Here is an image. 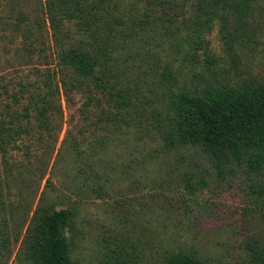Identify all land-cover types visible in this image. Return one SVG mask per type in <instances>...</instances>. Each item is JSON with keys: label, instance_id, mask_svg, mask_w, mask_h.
I'll return each mask as SVG.
<instances>
[{"label": "rangeland", "instance_id": "obj_1", "mask_svg": "<svg viewBox=\"0 0 264 264\" xmlns=\"http://www.w3.org/2000/svg\"><path fill=\"white\" fill-rule=\"evenodd\" d=\"M240 1L108 0L111 52L98 53L94 80L60 64L83 40L54 25L45 0H0V124L29 115L0 149V264H29L46 209L71 211L77 264H163L179 250L250 263V246L264 245V195L252 189L264 174L246 161L264 151L243 149L220 174L200 149L171 143L177 95L264 84V0Z\"/></svg>", "mask_w": 264, "mask_h": 264}, {"label": "trees", "instance_id": "obj_2", "mask_svg": "<svg viewBox=\"0 0 264 264\" xmlns=\"http://www.w3.org/2000/svg\"><path fill=\"white\" fill-rule=\"evenodd\" d=\"M222 0H212L213 6L226 8ZM252 0H241L235 6L246 11ZM166 1H163L165 4ZM108 0H45V14L54 25L58 18L68 21L79 30L82 40L78 47L62 53L61 65L74 69L81 78L96 79L98 53L106 55L108 47L101 45L102 36L110 28L109 17L113 15L107 7ZM118 12V11H117ZM116 14V12H115ZM116 18V17H115ZM56 19V20H55ZM122 18L114 20L122 22ZM61 21V20H59ZM52 23V24H53ZM115 24V23H114ZM113 25V24H112ZM57 32H62L55 27ZM63 36H65L63 34ZM88 36L95 41L88 46ZM97 42V44H96ZM58 43V42H57ZM96 44V45H95ZM94 48L96 53H94ZM105 58V57H103ZM83 81V80H81ZM75 79L72 84L78 83ZM173 111V135L171 143L198 148L206 155L210 164L220 174L234 172L243 157V149L264 151V84L242 85L229 89L209 88L202 93L183 92L171 103ZM12 120L9 127L0 124V149L7 151L8 143L19 135L21 128H14V120L29 118L28 114L8 113ZM41 122L44 111L39 112ZM14 131V134L13 132ZM249 171L263 175L264 157L259 155L247 161ZM264 195L263 187L252 188ZM36 224L29 236V264H77L71 251L68 237L74 226L72 213L68 209H46L35 217ZM163 264H201L191 253L179 250L169 253ZM264 264V245L250 246V263Z\"/></svg>", "mask_w": 264, "mask_h": 264}]
</instances>
